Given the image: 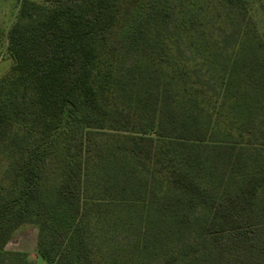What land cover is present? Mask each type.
Here are the masks:
<instances>
[{
  "label": "trees",
  "instance_id": "1",
  "mask_svg": "<svg viewBox=\"0 0 264 264\" xmlns=\"http://www.w3.org/2000/svg\"><path fill=\"white\" fill-rule=\"evenodd\" d=\"M131 2H25L10 28L0 264H33L6 250L27 224L46 264H264V37L248 0L179 7L170 22L162 2L119 38ZM95 172L106 200L88 192ZM197 209L202 239L188 242ZM132 211L145 228L130 247L90 244L92 227L129 226Z\"/></svg>",
  "mask_w": 264,
  "mask_h": 264
},
{
  "label": "rangeland",
  "instance_id": "2",
  "mask_svg": "<svg viewBox=\"0 0 264 264\" xmlns=\"http://www.w3.org/2000/svg\"><path fill=\"white\" fill-rule=\"evenodd\" d=\"M25 2L36 3L43 5V0H0V80L4 78L13 65V60L8 53V33L10 28L19 19V14L22 5ZM165 2L168 6H172L170 10V19L172 21L178 13V8L184 9V12H189L191 10H197L200 6L204 8L207 15L216 10L219 6L218 0H132L123 9L116 27L114 29L115 36L119 38L126 37L130 32L136 31L138 29L146 28L149 24L147 21V13L155 11L156 7ZM255 20L257 22L258 29L264 37V0H248ZM178 46V51L175 54L182 59H189L190 55L188 53L187 47L182 43H176ZM133 57L131 53L129 58ZM102 137H105L104 135ZM20 145L15 147L16 151L20 148ZM12 164H11V153L6 150L0 154V186L8 185V178L11 175ZM144 173L142 176H145ZM100 179V180H99ZM88 192L97 196L100 200H106L105 195L101 193L100 181L101 177L95 173H91V178L88 179ZM43 195L52 200L54 195V185L45 183L43 187ZM125 208L115 207L114 216L124 217L126 213ZM137 212L132 211L129 213L131 215L130 223L131 225L125 226L121 224L113 225L108 231L100 229V225L97 228L92 227L89 232L88 238L92 245H95L100 250L114 249V248H128L135 240L140 238L144 232V226H140L137 223H133L135 220L133 217ZM206 212L202 209H197L193 212L191 216V224L188 227V234L185 236V240L192 242L195 240L202 239V220ZM133 218V219H132ZM136 221V220H135ZM35 228L34 225L27 224L19 229L15 239L11 242L9 248H14L18 244L17 242L23 237H27V245L32 246L37 243V236L34 237ZM33 264H46L44 260L37 256L34 259ZM131 264V263H130Z\"/></svg>",
  "mask_w": 264,
  "mask_h": 264
},
{
  "label": "crops",
  "instance_id": "3",
  "mask_svg": "<svg viewBox=\"0 0 264 264\" xmlns=\"http://www.w3.org/2000/svg\"><path fill=\"white\" fill-rule=\"evenodd\" d=\"M23 227V226H22ZM21 227V228H22ZM34 228H35V232H34V237H38V230H37V228L34 226ZM19 231V230H18ZM17 231V232H18ZM17 232H16V234H17ZM16 234L14 235V237H13V239L8 243V245L6 246V250L7 251H10V252H21V253H26L27 255H28V257H29V259H30V261L32 262V263H34V259L37 257V256H39L38 254H37V252H36V245L34 244V245H32V246H29V245H27L28 244V242H27V240H26V238L27 237H23L21 240H19L18 242H17V246L16 247H14V248H9V246L11 245V242L15 239V236H16ZM36 235V236H35Z\"/></svg>",
  "mask_w": 264,
  "mask_h": 264
}]
</instances>
